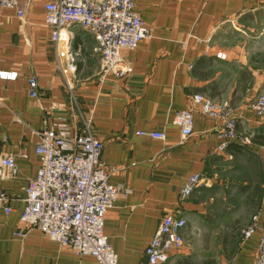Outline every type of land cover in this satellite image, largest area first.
Wrapping results in <instances>:
<instances>
[{
	"label": "crops",
	"instance_id": "obj_1",
	"mask_svg": "<svg viewBox=\"0 0 264 264\" xmlns=\"http://www.w3.org/2000/svg\"><path fill=\"white\" fill-rule=\"evenodd\" d=\"M54 1L31 0L24 19L0 7V74L17 76L0 79V158L14 156L18 167L17 177L0 178V192L12 198L13 209L9 215L0 210V264H99L37 229L16 236L25 188L40 167L37 133L61 118L72 134L90 119L110 183L132 190L105 219L118 264L146 261L145 250L166 215L186 220L185 244L160 264H255L264 226V115L252 104L264 93V0H134L152 38L122 52L129 76L104 82L93 35L76 27L73 41L82 59L72 91L61 71L66 62L57 58L44 23V6ZM31 79L37 81L36 98ZM197 94L231 108L237 131L250 143L227 142L220 151L222 122L199 110L193 135L182 141L173 120ZM140 132H163L166 140ZM194 175L201 176L200 187L183 198ZM256 216L255 235L243 239L241 230Z\"/></svg>",
	"mask_w": 264,
	"mask_h": 264
},
{
	"label": "built area",
	"instance_id": "obj_2",
	"mask_svg": "<svg viewBox=\"0 0 264 264\" xmlns=\"http://www.w3.org/2000/svg\"><path fill=\"white\" fill-rule=\"evenodd\" d=\"M31 0H0L2 9L14 10L20 19L26 16V5ZM44 23L52 30L51 40L56 44L57 58L66 62L61 67L68 89L72 91L74 78L81 61V49L74 46L73 30L76 27L88 31L94 37V53L100 59L99 80L110 76L119 79L130 75V66L122 57L124 50L135 51L139 45L152 38V30L140 17L134 0H57L44 6ZM0 79H17L15 74H0ZM30 95L38 97L37 81L30 80ZM2 99L0 98V104ZM258 115H264V93L253 102ZM199 110L210 119L222 122L227 142L250 143L251 137L237 131L238 119L234 111L197 94L192 105L179 111L174 124L181 130L182 141L193 135V113ZM82 131L72 134L66 118L56 121L53 127L37 133L39 143L36 155L40 159L38 176L25 188L23 199L25 210L20 217L21 228L16 232L20 239L33 229L39 230L51 241L74 255L95 257L99 264H118V255L105 236V219L114 203L131 194L129 188L110 183V172L102 162L103 143L92 133V123L84 122ZM153 139L165 141L163 132L145 133ZM16 158L12 155L0 158V178L8 180L17 177ZM200 175L190 177L182 191L183 198L200 187ZM12 198L0 192V210L9 215ZM154 238L145 250L146 261L142 264H160L167 260L170 251L180 250L185 244L183 230L185 219L166 215ZM258 217L241 230L243 239L255 235ZM257 248L255 264H264V226Z\"/></svg>",
	"mask_w": 264,
	"mask_h": 264
},
{
	"label": "rangeland",
	"instance_id": "obj_3",
	"mask_svg": "<svg viewBox=\"0 0 264 264\" xmlns=\"http://www.w3.org/2000/svg\"><path fill=\"white\" fill-rule=\"evenodd\" d=\"M264 22V21H263ZM261 27H264V24H263V26H261ZM254 35H256V33H254ZM263 37H264V35H263ZM253 105V104H252Z\"/></svg>",
	"mask_w": 264,
	"mask_h": 264
},
{
	"label": "trees",
	"instance_id": "obj_4",
	"mask_svg": "<svg viewBox=\"0 0 264 264\" xmlns=\"http://www.w3.org/2000/svg\"><path fill=\"white\" fill-rule=\"evenodd\" d=\"M253 139H254V138H253ZM253 139H252V140H253Z\"/></svg>",
	"mask_w": 264,
	"mask_h": 264
}]
</instances>
